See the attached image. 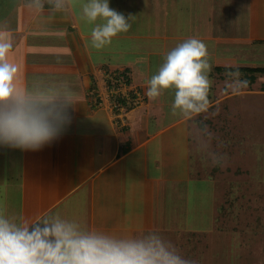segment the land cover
<instances>
[{
  "label": "crops",
  "instance_id": "crops-1",
  "mask_svg": "<svg viewBox=\"0 0 264 264\" xmlns=\"http://www.w3.org/2000/svg\"><path fill=\"white\" fill-rule=\"evenodd\" d=\"M128 1L108 0L110 8L118 11L124 6L125 15L132 16L129 31L112 38L122 44L112 50L111 43L101 49L88 46L94 24L82 21V5L77 0L64 11L45 7L48 0H43L42 9L29 7V0H0V37L13 45L7 59L18 69L17 87L23 89L37 81L66 82L77 101L69 109L71 124L40 150L0 145V209L8 216L31 222L58 213L89 230L134 237L143 229L160 227L171 183L177 182L180 191L177 179L191 178V138L179 135L188 123L185 115L179 113L171 120L172 104L149 98L145 107L115 111L111 100L108 76L127 73L133 89L145 84L135 80L142 61L148 62L150 78L166 54L189 39L186 34L165 33L163 14L171 0H140L134 7ZM256 24L253 16L248 18V41L253 40ZM259 29L262 38L264 25ZM190 38L207 45L208 76L213 68H250L213 64V37L200 35L198 30ZM135 43L138 46L133 47ZM127 53L138 54L134 60L138 66L126 63ZM104 55L112 60L105 61ZM154 57L164 58L154 65L149 62Z\"/></svg>",
  "mask_w": 264,
  "mask_h": 264
},
{
  "label": "rangeland",
  "instance_id": "rangeland-1",
  "mask_svg": "<svg viewBox=\"0 0 264 264\" xmlns=\"http://www.w3.org/2000/svg\"><path fill=\"white\" fill-rule=\"evenodd\" d=\"M77 2L82 5L87 0ZM138 2L140 0H129L127 4L134 7ZM171 2L163 14L166 34H186V38H190L199 30L200 35L213 37V64L264 68V34L262 38L259 35V27L264 25V0ZM117 12L132 21L131 15H125L124 6ZM79 15L81 17V13ZM251 16L257 21L254 37L251 34L252 42L248 41L250 31L245 29ZM95 23L104 21L98 19ZM87 44L95 48L91 40ZM119 45L121 41L115 38L111 49L116 50ZM125 55L126 63L138 66L134 61L138 54ZM103 58L112 60L108 55ZM163 58L154 57L149 62L155 65ZM147 66L148 62L142 61L137 70L141 74L135 75L136 81L145 84L133 89L121 81L118 88L112 90L115 97L127 98L133 91L135 96H141L140 103L134 107L146 105L147 81L154 75L147 78ZM116 75L108 76L114 84ZM208 79L210 87L204 110L186 116L188 123L183 125V133L178 132L183 138L185 135L191 138L188 143L192 156L191 178L177 179L181 182L180 191L176 188L177 182L171 183L172 189L170 186L166 195L165 220L160 227L143 229L134 237L156 232L175 245L180 255L196 264H264V76L250 85H246L240 75L228 77L212 73ZM164 91L162 97L156 98L157 103L173 104L175 89ZM178 115L179 112L173 115L171 111L169 119ZM185 126H188L187 134Z\"/></svg>",
  "mask_w": 264,
  "mask_h": 264
},
{
  "label": "clouds",
  "instance_id": "clouds-1",
  "mask_svg": "<svg viewBox=\"0 0 264 264\" xmlns=\"http://www.w3.org/2000/svg\"><path fill=\"white\" fill-rule=\"evenodd\" d=\"M64 11L73 0H48ZM42 9L43 0H29ZM81 17L90 24L91 43L97 49L131 28L130 19L110 8L108 0H87ZM98 19L104 23H95ZM9 39L0 37V145L38 151L59 138L71 124L69 109L77 101L66 82H33L23 89L16 84L17 67L8 62ZM206 46L189 38L165 56L158 72L147 81V96L175 89L172 114L189 116L204 110L210 81ZM0 264H196L179 254L175 245L156 232L139 237L117 236L89 230L58 213L29 222L8 216L0 209Z\"/></svg>",
  "mask_w": 264,
  "mask_h": 264
},
{
  "label": "trees",
  "instance_id": "trees-1",
  "mask_svg": "<svg viewBox=\"0 0 264 264\" xmlns=\"http://www.w3.org/2000/svg\"><path fill=\"white\" fill-rule=\"evenodd\" d=\"M50 4H46L45 7H50ZM52 7V6H51ZM212 73L213 74H221L224 76H232V75H240L244 80V82L246 83V85H250L253 84L259 77L264 76V68H225V69H216L213 68L212 69ZM116 77L115 79V84L113 83L112 80L109 81V90H115L116 88H118V83H120L121 81H125L127 86H130V78L126 75L125 73L123 74H119L116 73ZM93 91H96V87L95 84L93 86ZM136 99V96L133 94V92L129 93V98L127 97H122V96H117L115 97V94H113L111 96V100L113 102V104L115 105V111H117L120 108H132L134 107L133 104V100Z\"/></svg>",
  "mask_w": 264,
  "mask_h": 264
},
{
  "label": "built area",
  "instance_id": "built-area-1",
  "mask_svg": "<svg viewBox=\"0 0 264 264\" xmlns=\"http://www.w3.org/2000/svg\"><path fill=\"white\" fill-rule=\"evenodd\" d=\"M140 98H141V96H136V99H134L133 104H134V105L139 104V103H140Z\"/></svg>",
  "mask_w": 264,
  "mask_h": 264
}]
</instances>
